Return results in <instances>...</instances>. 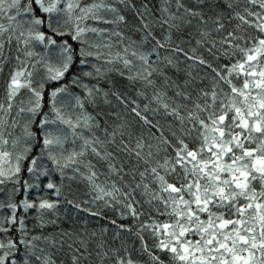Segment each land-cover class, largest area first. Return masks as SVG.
I'll use <instances>...</instances> for the list:
<instances>
[{"label":"snow or ice","instance_id":"6c2138e0","mask_svg":"<svg viewBox=\"0 0 264 264\" xmlns=\"http://www.w3.org/2000/svg\"><path fill=\"white\" fill-rule=\"evenodd\" d=\"M0 195V264H264V0H0Z\"/></svg>","mask_w":264,"mask_h":264},{"label":"trees","instance_id":"16d2710c","mask_svg":"<svg viewBox=\"0 0 264 264\" xmlns=\"http://www.w3.org/2000/svg\"><path fill=\"white\" fill-rule=\"evenodd\" d=\"M117 80H119V78H117ZM113 103H115V100H113ZM73 187L74 189L79 187V192L75 195L77 202H79L81 199L91 201L90 195H84V193L87 192L86 188H84L82 185H74ZM68 198L73 199V196L69 195ZM0 199H3L2 195H0ZM82 206L90 207L94 212L98 210L100 212V216H90L87 213L79 211L72 206L64 203L61 204L59 212L62 218L67 215L72 217L77 223L81 222L84 219H87L88 227L90 230L94 229L96 231H99L100 229L106 228L108 231L105 235L108 238H111L117 231H120L122 238L126 239L130 246L132 244H135L137 248L139 247V241L136 239L134 234L124 232L118 227L122 224L125 225V227H128L134 225L135 223L130 216H121V208L119 205H116L115 207H104L102 203L97 202L96 204L89 203ZM113 220H115V224L111 223V221Z\"/></svg>","mask_w":264,"mask_h":264}]
</instances>
